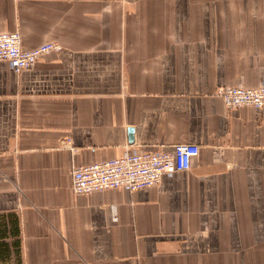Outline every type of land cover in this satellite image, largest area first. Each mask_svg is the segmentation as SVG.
Masks as SVG:
<instances>
[{"label":"crops","instance_id":"crops-1","mask_svg":"<svg viewBox=\"0 0 264 264\" xmlns=\"http://www.w3.org/2000/svg\"><path fill=\"white\" fill-rule=\"evenodd\" d=\"M0 32L60 47L0 60V264H264V111L215 96L264 85V0H0ZM176 144L156 186L71 190Z\"/></svg>","mask_w":264,"mask_h":264},{"label":"built area","instance_id":"built-area-1","mask_svg":"<svg viewBox=\"0 0 264 264\" xmlns=\"http://www.w3.org/2000/svg\"><path fill=\"white\" fill-rule=\"evenodd\" d=\"M58 50L60 47L55 43L26 50L18 32H0V60L8 62L15 72L32 68L39 57ZM215 96L222 99L228 109L248 106L264 111V85L222 87L215 91ZM198 154L196 145L176 144L171 152L142 151L78 166L71 174V190L78 196L113 189L134 192L150 188L159 184L164 176L188 170Z\"/></svg>","mask_w":264,"mask_h":264},{"label":"water","instance_id":"water-1","mask_svg":"<svg viewBox=\"0 0 264 264\" xmlns=\"http://www.w3.org/2000/svg\"><path fill=\"white\" fill-rule=\"evenodd\" d=\"M128 132L131 134L132 132H133V130L132 129H128ZM131 136L129 137V140L131 141Z\"/></svg>","mask_w":264,"mask_h":264}]
</instances>
